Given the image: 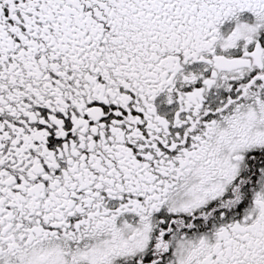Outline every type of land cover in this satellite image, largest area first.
<instances>
[{
	"label": "snow or ice",
	"instance_id": "obj_1",
	"mask_svg": "<svg viewBox=\"0 0 264 264\" xmlns=\"http://www.w3.org/2000/svg\"><path fill=\"white\" fill-rule=\"evenodd\" d=\"M0 264H264V0H0Z\"/></svg>",
	"mask_w": 264,
	"mask_h": 264
}]
</instances>
